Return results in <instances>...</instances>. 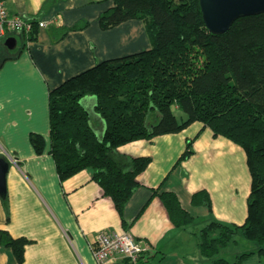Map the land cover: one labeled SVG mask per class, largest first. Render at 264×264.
I'll list each match as a JSON object with an SVG mask.
<instances>
[{"label":"crops","instance_id":"0c3cea01","mask_svg":"<svg viewBox=\"0 0 264 264\" xmlns=\"http://www.w3.org/2000/svg\"><path fill=\"white\" fill-rule=\"evenodd\" d=\"M112 6L113 0H6L9 15L38 18L46 27L36 29L32 40L10 34L17 44L12 50L0 41V47L16 54L0 64V158L10 161L0 194V231L27 241L21 263L0 243V264H96L92 245L103 230L128 232L149 246L136 264H210L198 250L200 229L210 221L241 225L245 220L250 175L244 151L200 122L116 148L124 157L121 164L125 158H149L121 214L93 180L91 168L59 179L48 151V92L102 60L149 48L138 19L99 27V15ZM80 22L82 29L57 37V29ZM94 102L92 97L82 100L99 131ZM31 134L43 139L40 153L30 143ZM188 142L191 154L178 160ZM198 191L208 194L209 208L191 202ZM162 192L175 195L191 222L172 224ZM106 264L128 263L115 258ZM240 264H264V258L254 253Z\"/></svg>","mask_w":264,"mask_h":264},{"label":"trees","instance_id":"16d2710c","mask_svg":"<svg viewBox=\"0 0 264 264\" xmlns=\"http://www.w3.org/2000/svg\"><path fill=\"white\" fill-rule=\"evenodd\" d=\"M130 19L143 23L147 50L102 60L48 92V151L59 179L91 168L93 180L121 214L149 158H125L121 164L124 157L116 148L200 122L214 136L243 149L250 189L244 222L210 221L199 231V253L210 264H240L254 253L264 258V13L238 17L225 33L214 34L203 23L198 0H113L99 15L98 25L106 30ZM84 26L80 22L59 28L57 37ZM36 29L24 40L34 39ZM2 50L7 55L0 64L16 56ZM85 97L95 100L99 131L82 103ZM175 110L184 119L178 120ZM29 139L40 153L42 137L31 134ZM189 145L178 160L191 154ZM159 197L174 226L191 222L174 194L162 192ZM191 202L210 206L205 191L192 194ZM236 235L255 249L228 261L219 253ZM26 242L0 231V243L12 249L18 263Z\"/></svg>","mask_w":264,"mask_h":264},{"label":"built area","instance_id":"2783aa9c","mask_svg":"<svg viewBox=\"0 0 264 264\" xmlns=\"http://www.w3.org/2000/svg\"><path fill=\"white\" fill-rule=\"evenodd\" d=\"M34 27L45 28L46 22L38 18L9 15L6 9V0H0V41L5 40L13 33L28 36ZM149 249L146 243L134 238L128 232L103 230L95 237L92 255L96 264H106L115 258H121L128 264H136Z\"/></svg>","mask_w":264,"mask_h":264},{"label":"water","instance_id":"95a60500","mask_svg":"<svg viewBox=\"0 0 264 264\" xmlns=\"http://www.w3.org/2000/svg\"><path fill=\"white\" fill-rule=\"evenodd\" d=\"M206 29L214 34L225 33L232 22L242 16L264 13V0H198ZM8 50L14 49L16 39L7 37L2 42ZM10 161L0 158V194H4V177Z\"/></svg>","mask_w":264,"mask_h":264},{"label":"rangeland","instance_id":"374dc122","mask_svg":"<svg viewBox=\"0 0 264 264\" xmlns=\"http://www.w3.org/2000/svg\"><path fill=\"white\" fill-rule=\"evenodd\" d=\"M2 48L3 47H0V57L3 52ZM174 113L176 114L178 120L184 119V115L178 114L179 112L177 110H175ZM251 247H254L253 244L244 241L239 235H236L234 237V242L230 243L223 251H220L219 255L228 261H232L235 255L241 252L249 251Z\"/></svg>","mask_w":264,"mask_h":264}]
</instances>
